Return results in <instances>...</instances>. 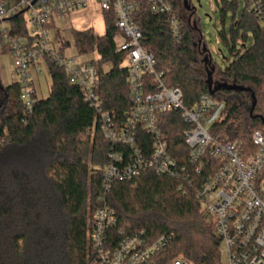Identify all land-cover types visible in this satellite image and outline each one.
I'll return each mask as SVG.
<instances>
[{
  "label": "trees",
  "instance_id": "trees-1",
  "mask_svg": "<svg viewBox=\"0 0 264 264\" xmlns=\"http://www.w3.org/2000/svg\"><path fill=\"white\" fill-rule=\"evenodd\" d=\"M168 1L177 14L180 36L175 35L169 14L156 13L150 2L138 0L133 18L143 33L142 45L155 56L156 69L164 73L167 85L183 91L186 107L203 94L224 103L211 126L216 139L242 141L255 151L253 133L264 131L261 18L248 12L246 5L237 19L238 0H217L224 15L229 10L234 14L230 32L219 31L231 56H224L221 65L192 1ZM104 12L106 33L76 31L75 44L81 54H98L97 61L90 60L101 76L98 95L103 110L120 126L133 105L129 70L124 65L126 54L116 51V14ZM11 22L15 33L29 34L23 15ZM249 32L251 45H247ZM0 47L1 53H9L1 40ZM45 62L51 77L49 95L40 96L37 90L39 98L29 112L21 99V83L5 85L0 77V264H97L90 237L94 214L102 207L113 209L118 218L110 231L114 245L121 229L143 233L149 241L168 235L164 263L180 258L189 264H222L221 238L197 197L198 187L220 160L208 152L205 168L195 170L185 137L192 125L181 110L163 113L159 123L173 157L181 167L188 166L191 179L149 170L134 180H115L107 190L104 168L112 162V154L132 149L108 139L101 114L66 69ZM138 143L151 152L155 136L141 127Z\"/></svg>",
  "mask_w": 264,
  "mask_h": 264
},
{
  "label": "built area",
  "instance_id": "built-area-1",
  "mask_svg": "<svg viewBox=\"0 0 264 264\" xmlns=\"http://www.w3.org/2000/svg\"><path fill=\"white\" fill-rule=\"evenodd\" d=\"M156 13L170 16L175 35L180 36L177 14L168 0H147ZM97 2L103 11L116 14L118 34L116 51L126 54L129 70L132 108L123 125H116L110 113L103 110L98 95L101 76L88 54L78 52L76 44L65 39L56 41L52 32L55 20L64 15L88 8ZM247 10L261 18L264 25V1L246 0ZM138 0H0V40L9 48L22 86L21 99L31 111L39 98L35 74L42 72L39 64L46 60L64 67L76 82L86 101L92 103L103 118L104 134L116 144L131 147L124 154H112V162L104 168L107 190L115 180H134L144 171L158 175L171 174L191 179L188 166L181 167L173 157L169 143L163 137L160 118L170 110H181L191 124L186 131V144L195 170L205 168L204 156L209 152L220 160L217 169L197 189L203 210L216 227L225 245L227 259L222 264H264V131L256 130L252 140L255 151L242 141L222 142L212 132L213 122L220 116L224 103L210 94H203L192 106L184 104L183 91L167 85L164 73L156 69V58L143 45V33L134 21ZM23 15L28 35L15 33L11 19ZM73 46L74 51L68 53ZM155 136L153 150L139 146V128ZM118 218L109 207L94 214L90 242L97 264H189L177 258L164 263L162 254L168 249L170 237L162 235L149 241L141 234H128L121 229L115 243L110 235Z\"/></svg>",
  "mask_w": 264,
  "mask_h": 264
},
{
  "label": "rangeland",
  "instance_id": "rangeland-1",
  "mask_svg": "<svg viewBox=\"0 0 264 264\" xmlns=\"http://www.w3.org/2000/svg\"><path fill=\"white\" fill-rule=\"evenodd\" d=\"M4 1L8 4V1L11 0ZM191 1L192 4L196 7L197 16L200 19L203 33L206 36L207 41L209 42L212 54L214 55L219 64L224 65V61L226 60H224L223 57L226 56L231 59V56L229 55L225 43L222 41L219 31L224 28L228 33L230 32L232 19L234 17L233 11L229 10L224 15L220 5H218L217 3V0ZM238 1L239 7L236 11L237 19L241 17L246 7L245 0ZM223 19H225V22H223ZM58 24L61 29L66 30L72 45L75 44L76 31L93 30L95 34L102 36L106 33L107 29L106 13L101 9L97 2H93L86 9L70 12L64 15V17L59 19ZM62 38L63 37H61V39ZM252 43L253 34L252 32H249V39L247 40V45H251ZM73 51V46L68 49V53H72ZM88 59L97 61L99 59V56L97 53H93L88 56ZM124 65L127 66L128 61H125ZM106 67L108 68L109 65H106ZM39 69H41L42 72H39V75L37 76L38 82L35 79V83L38 86L37 88L40 95L47 97L49 95L51 86L49 66L46 62H42L41 64H39ZM0 76L4 83H14L18 82L20 79L16 67L14 66L12 56L9 53H1V50ZM220 252L221 261L223 262L227 259L224 244L220 245Z\"/></svg>",
  "mask_w": 264,
  "mask_h": 264
},
{
  "label": "crops",
  "instance_id": "crops-1",
  "mask_svg": "<svg viewBox=\"0 0 264 264\" xmlns=\"http://www.w3.org/2000/svg\"><path fill=\"white\" fill-rule=\"evenodd\" d=\"M80 11V10H79ZM60 18H62V17H59V18H57L56 20H55V22H54V24L52 25V32H53V35H54V38L56 39V41H60V40H62L63 38L64 39H66V41H68V43H71V40L69 39V36L67 35V32H66V30H64V29H61L60 27H59V24H58V22H59V19ZM57 36V37H56ZM61 37H63L62 39H61ZM1 48V47H0ZM39 75V74H38ZM38 75H36L35 74V79L37 80V82H38V78H37V76ZM1 77V76H0ZM4 83V82H3ZM5 85H7V84H10V83H4ZM36 84V83H35ZM38 86L36 85V88H37ZM37 90H38V88H37ZM39 95H40V93H39ZM40 96H42V95H40Z\"/></svg>",
  "mask_w": 264,
  "mask_h": 264
},
{
  "label": "water",
  "instance_id": "water-1",
  "mask_svg": "<svg viewBox=\"0 0 264 264\" xmlns=\"http://www.w3.org/2000/svg\"><path fill=\"white\" fill-rule=\"evenodd\" d=\"M255 105H256V102H254V104H253V107H252V112H253V110H254V107H255Z\"/></svg>",
  "mask_w": 264,
  "mask_h": 264
}]
</instances>
